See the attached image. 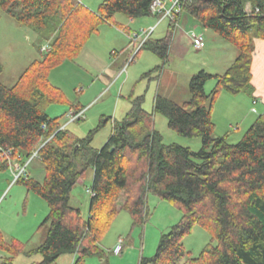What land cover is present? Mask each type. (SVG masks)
I'll use <instances>...</instances> for the list:
<instances>
[{
	"label": "trees",
	"instance_id": "trees-1",
	"mask_svg": "<svg viewBox=\"0 0 264 264\" xmlns=\"http://www.w3.org/2000/svg\"><path fill=\"white\" fill-rule=\"evenodd\" d=\"M152 1L102 0L91 10L77 0H0L3 12L42 36L48 47L39 46V58L28 64L13 85L0 82V168L12 171L13 163L23 164L37 151L45 169L43 182L23 174L12 185L23 184L48 209L38 227L44 231L40 244L26 249L28 241L14 237L7 241L0 234V249L7 253L0 264H13L18 255L36 254L40 256L37 264H53L63 254L72 255L70 264H85L91 256L109 264L107 253L114 254L113 247L106 251L100 244L102 236L121 210L129 213L132 230L143 226L150 194L177 207L181 217L160 233L154 253L140 256L138 264H264V112L236 142L217 136L211 119V105L221 92L252 91V40L264 39V0H180L182 12L172 20L163 19L168 21L166 35L153 39V30L132 58L143 49L159 58L161 63L145 72V77L159 72L167 62L172 34L184 12L231 43L237 56L223 73L201 69L193 74L189 97L182 103L157 93L148 111L142 106L143 95H130V109L122 119L112 120L102 147H93V137L110 116L100 117L94 128L79 137L68 128L70 123L61 128L64 113L52 117L46 112L47 106L58 103L73 111L83 109L49 81L50 70L74 60L103 23L127 35L133 32L119 26L117 14L128 19L152 15L157 26L162 20L157 24L159 17L150 10ZM2 68L0 64V72ZM209 80L214 85L207 92ZM156 113L177 134L199 138L200 148L164 143L155 128ZM4 150L10 152V160ZM88 169L93 171L92 193L84 216L68 202ZM196 225L210 240L193 257L183 239ZM119 238L122 253L124 239Z\"/></svg>",
	"mask_w": 264,
	"mask_h": 264
},
{
	"label": "rangeland",
	"instance_id": "rangeland-1",
	"mask_svg": "<svg viewBox=\"0 0 264 264\" xmlns=\"http://www.w3.org/2000/svg\"><path fill=\"white\" fill-rule=\"evenodd\" d=\"M100 1L101 0H91L87 2V0H83V2L88 4L90 7L98 6ZM187 16L191 18L188 22L184 20ZM115 19L123 22L126 17L121 14H117ZM154 22H156V19H154ZM179 24L180 27L175 28V30H178H174L172 34L176 51L170 50L167 62L162 65L159 72L151 73L150 77H145L143 74L155 67V61L157 62V65L161 63L159 58L152 54L150 50H141L133 61L127 64V59L130 55L126 54L127 51L125 53L123 52L128 41L126 40L125 44L122 46V42L119 39H116L113 43L115 48H113V50L110 48L108 53H105L110 44L108 43V39L101 38L102 42H99L98 45L101 47L100 50L103 57L107 60L109 57L110 60H114L115 54L119 53L121 54V59H119L118 62H122L124 66L127 64L124 70L121 66L118 74L116 75L117 78L120 74L123 78H126L127 74H130L128 82L126 84L124 83V88L121 89L122 96L120 99L122 102L130 103V95H143V106L146 110L151 111L153 108L152 95L155 89H157V92H159L160 95L167 96L178 103H182L189 97L188 84L190 77L197 73L200 68H203L205 71L210 73H217L219 69L223 71L229 65L226 62L222 63L221 58H235L237 56V49L228 41L215 37L211 30L207 31L205 35L201 33L204 39L205 47L200 51L194 49V47L189 43L190 41L187 33L190 30H194L199 33L201 32V29L198 28L195 30L194 26L197 23L193 20V17L186 12L182 14ZM167 28L168 21L162 20V22L154 30L151 37L153 39L162 38L166 35L168 31ZM139 30L141 29L132 31ZM102 32L103 31H101V33ZM181 34L182 38L179 37ZM216 38L218 40L217 42L215 41ZM178 41L179 43H177ZM44 45H46V41L42 36L38 37V35L31 28L18 24L12 16L0 9V64L3 67L0 72V82L6 86L13 85L28 64L33 59L39 58V46L42 47ZM67 63H69V61H67ZM66 72L68 73L67 77L71 79V74H73L74 71L70 68L67 69ZM111 80L112 81L110 83L107 82L103 86L106 89L103 88L104 91L101 93V95H103L102 99L98 101L97 99L101 95L97 97L95 102L92 103L93 107L90 111H86L85 116H88L87 121L82 126L86 134L90 129L94 128L98 124L100 117H111V120H107L104 126H102L95 133L92 141V145L95 148H100L105 143L106 140L103 141L101 138L105 134L107 135L108 132L110 133L112 120L114 118L120 120L125 115V112L123 113L122 102L117 105V115H115L116 105L111 113L108 112L114 107V102H112L113 100L111 101V99H109L112 90L115 91V88H111V90H109L115 81L112 78ZM49 81H52L53 84L56 82L53 77H50ZM120 82L121 80L117 82V87H119ZM59 83H61V87H59L66 93L67 87L71 88V91L67 93L70 96L80 95L81 92L78 86L73 88L70 85V81L67 79H60ZM213 83L214 80H209L207 82L205 86L207 92L210 91ZM117 91L118 90H116V92ZM72 103L75 102L73 101ZM68 107L69 106H67V104H51L46 107V112L50 116L54 117L63 114ZM67 111H69V109ZM99 111H103L104 115L98 117L97 113H99ZM64 115L61 118L62 124L66 123ZM154 122L155 128L160 131L163 136L164 143L175 142L183 146L185 145L190 147L192 150H198L200 148L201 141L199 138H188L177 134L168 127L167 119L163 115L156 113L154 115ZM73 124L75 123H72L71 125ZM76 125L77 124L73 126ZM29 164L26 167V171L24 173L25 175H29ZM91 179L92 171L88 169L85 176L74 185L68 202L69 205L79 208L84 216L87 214L88 202L90 198V193L87 189L91 186ZM12 180L13 175L10 168H0V228L3 231L1 235L4 240L8 241L11 240L12 237L20 239V241H28L26 247L31 248L40 244L43 239L44 231H39L38 227L47 214V205L42 198L30 192L28 195V204H26V202L24 203L22 197H24V194L26 195L28 192L26 187L21 183H15V185L11 188ZM147 208L148 217L144 225L136 227L133 230L131 229V217L129 213L124 210H121L112 221L108 230L102 236L100 244L107 251L114 246L119 237H122L124 239V246L120 255L107 253L109 264H138L140 256H151L156 249L160 233L167 231L170 226L176 223L181 217V212L177 207L167 201L157 198L152 194L148 196ZM36 232L37 234L34 235ZM11 233L12 235H10ZM14 234L17 237L14 236ZM209 240V234L203 228L196 225L193 227L191 233L183 239V244L186 250L190 252V255L194 257L199 254L200 250L209 242ZM6 256L7 253L0 249V261ZM39 260L40 256L37 254L30 257L18 255L13 260V264H37ZM71 260L72 255L63 254L53 264H70ZM102 263V259L98 256L87 257L85 261V264Z\"/></svg>",
	"mask_w": 264,
	"mask_h": 264
},
{
	"label": "crops",
	"instance_id": "crops-1",
	"mask_svg": "<svg viewBox=\"0 0 264 264\" xmlns=\"http://www.w3.org/2000/svg\"><path fill=\"white\" fill-rule=\"evenodd\" d=\"M89 1H91V0H87V2H89ZM77 2H80L81 4H83L85 7L89 8V9L91 8V10H95L97 8V6L96 7H90L88 4H85L83 2V0H77ZM249 8H250V5L247 3L246 9H249ZM181 16L182 15H180V17H179V22L181 20ZM154 19H155V17L151 15V16H145V17L134 18V19L126 18L125 20H123V22L117 21L116 19L115 20L119 24V26L120 25L125 26L128 28L129 31H132V30L147 28L149 26L155 25L156 22H154ZM189 19H191V18H189L188 16H187V18H184V20L186 22H188ZM193 20L197 23L194 26L195 30L198 28L201 29V32H199L200 34L203 33L205 35V33L207 31H209V29L203 27L197 20H195L194 18H193ZM157 26H155V29L157 28ZM177 28H179V26ZM177 30L178 29H176L175 31H177ZM101 31H103V32L101 33ZM126 32L127 31H124L123 29H120L116 26H111L107 23H103L101 26H99L98 32L91 35L87 39V41L85 42V44L83 45V47L81 48L77 57L74 60H67V61H69V63H67V61H65L62 64L51 69L49 72L48 77L49 78L53 77L56 80V82H54V84L51 81L53 85L56 84L55 86L58 85L57 87H59V86L61 87V83H59V80L60 79H67L68 81H70V83H71L70 85L73 88L75 86H78V88L81 92L80 95H71L70 96L69 94H67L68 92L71 91L70 87H67V90H66L67 93L62 88L59 87L62 91H64V93L66 94V96L68 97V100L70 102L74 101L75 103H78L81 106L86 108V110L83 114V117L80 118L79 121L72 122V123L77 124L76 126H73L75 124L71 125L72 123L70 125H68V128L71 131H73L79 137H83L87 134V133L85 134V131L82 128L83 124L86 123L87 117H88V116H85L86 111L87 110L90 111V109L93 107L92 103L95 102V99L101 95L102 91H104L103 90V88H105V87H103L104 84L107 82L110 83L112 81L111 78L115 81L113 82V84L109 88V90H111V88L112 89L115 88V91L112 90L111 96L109 99H111V101L113 100L112 102H114V107L108 112L111 113L112 110H114L115 105H116L115 115H117V105L122 102L120 99L122 96L121 89H123L124 85L128 82V80L130 78V74H127L126 78H123V76L120 74L119 77L117 78L116 75L118 74L121 66H122V68L124 67L122 62L121 63H120V61L118 62V60L121 59V54H119V53L115 54L114 60H110V57L107 60L103 57V54L100 50L101 47L98 45V43L102 42L101 38L108 39V43L110 44V46L105 51V53H108L110 48H112V50H113V48H115V45L113 43L116 39H119L122 42V46L125 44L126 40L128 41V37H127ZM187 35H188V33H187ZM214 35H215V37H219L215 33H214ZM38 37H39V35H38ZM179 37L182 38V34ZM188 38H189V36H188ZM219 38H221V37H219ZM189 41H190V38H189ZM215 41L216 42L218 41L217 38L215 39ZM180 42H181V39H180ZM177 43H179V41ZM189 43L191 45V42H189ZM111 44H113V45H111ZM174 45H175V43H174V38H173V40H171V47H170L171 49L170 50H175L176 46L174 47ZM204 47H205V44L203 43V47L200 50H202ZM252 50H253L252 51V61H251L252 91L250 93H239L237 95H232V94H229L227 92H221L216 97V99L213 101V103L211 105V119L214 123L215 134L217 136H225L230 142L238 141L240 139V137L242 136V134L247 130V128L255 120V118L259 114L264 112V39L254 38ZM126 51H127L126 54L130 55L131 48L129 46V41L126 44V47H124L123 53H125ZM234 59L235 58H233V57H227L224 59L221 58V60H222L221 62L222 63L226 62L227 64L230 65ZM154 64H155L154 66H156L157 62L155 61ZM72 67H75V68H72ZM70 68L74 71V73L71 74L72 75L71 79L69 77H67L68 73L66 72V70L70 69ZM142 68H144V67H142ZM201 69H203V68H200V70ZM203 70H205V69H203ZM224 71H225V69L223 71H221V69H219V71H217V74L223 73ZM151 78H154V77H151ZM120 80H121V82L119 84V87H117L116 84ZM213 85H214V83H213ZM213 85L211 86V88L213 87ZM211 88H210V90H211ZM116 90H118V91L116 92ZM157 93H159V92H157V89H155V91L152 95V100ZM134 96H137V95H134ZM102 97H103V95H101L97 100L98 101L101 100ZM129 102L130 103L122 102L123 113L125 112V114L130 109V106H131L130 99H129ZM143 103H144V101H143ZM142 106H143V104H142ZM150 106H151V103H150ZM143 108H144V106H143ZM69 111H70V109H69ZM103 113H104L103 111H99V113H97V116L99 117L101 115H104ZM64 117L66 119V115H64ZM110 132H111V130H110ZM109 135H110V133L108 132L107 135L106 134L104 135L106 137L103 136L101 139L103 141H105V140L107 141ZM29 166H30L29 177L34 178L36 181H38L40 183L43 182V179L45 176L44 164L38 158H34L31 160ZM92 177H93V171H92ZM91 183H92V179H91ZM14 185L15 184H13L11 186V188ZM28 195H29V192H27L26 195L24 194V197H22L24 202H26V204H28ZM70 195H71V193H70ZM26 198H27V200L25 201ZM23 200H22V202H23ZM2 232L3 231L0 228V234H2ZM36 234H37V232L34 233V235H36ZM10 235H12V233ZM14 236H16V235L14 234ZM27 249H29V248H27Z\"/></svg>",
	"mask_w": 264,
	"mask_h": 264
},
{
	"label": "built area",
	"instance_id": "built-area-1",
	"mask_svg": "<svg viewBox=\"0 0 264 264\" xmlns=\"http://www.w3.org/2000/svg\"><path fill=\"white\" fill-rule=\"evenodd\" d=\"M150 10L153 14H156L159 17L157 21V24H158L159 21L163 19L172 20L176 14H180L182 12V6L180 3V0H153L150 6ZM155 26L156 24L153 26H150L147 29L133 31L127 35L129 46L131 48L130 56L127 60V64H129L132 61V58L135 55V53L142 47L144 42L149 38ZM189 38L191 41V45L194 47V49L200 50L203 47L204 39L201 34L192 30L189 32ZM47 48H48L47 44L41 47L42 50H47ZM126 65L123 67V70L125 69ZM85 110H86L85 108L80 109L78 111L70 110L66 114V123L63 124L61 128H64L69 123L75 122L78 119L82 118ZM3 154L8 160H10L9 151L4 150ZM34 158H37V151L33 152L23 164L13 163V170L11 171L13 175L12 183L15 182L21 175L25 173L26 167L31 162V160ZM87 191L90 194L92 193L90 189H87ZM121 247H122V239L119 238L116 244L113 246L112 252L114 254H119L121 251Z\"/></svg>",
	"mask_w": 264,
	"mask_h": 264
}]
</instances>
